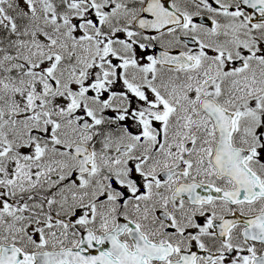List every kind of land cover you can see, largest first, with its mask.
<instances>
[{"label":"snow or ice","instance_id":"6c2138e0","mask_svg":"<svg viewBox=\"0 0 264 264\" xmlns=\"http://www.w3.org/2000/svg\"><path fill=\"white\" fill-rule=\"evenodd\" d=\"M0 264H264V0H0Z\"/></svg>","mask_w":264,"mask_h":264}]
</instances>
